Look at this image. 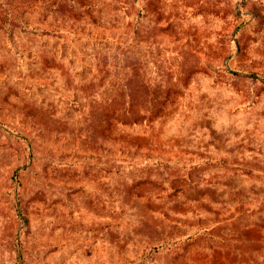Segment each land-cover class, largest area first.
<instances>
[{
  "label": "rangeland",
  "instance_id": "obj_1",
  "mask_svg": "<svg viewBox=\"0 0 264 264\" xmlns=\"http://www.w3.org/2000/svg\"><path fill=\"white\" fill-rule=\"evenodd\" d=\"M263 78L264 0H0V264H264Z\"/></svg>",
  "mask_w": 264,
  "mask_h": 264
},
{
  "label": "trees",
  "instance_id": "obj_2",
  "mask_svg": "<svg viewBox=\"0 0 264 264\" xmlns=\"http://www.w3.org/2000/svg\"><path fill=\"white\" fill-rule=\"evenodd\" d=\"M252 75L258 77L257 74H255V73H253ZM263 80H264V78H263Z\"/></svg>",
  "mask_w": 264,
  "mask_h": 264
}]
</instances>
